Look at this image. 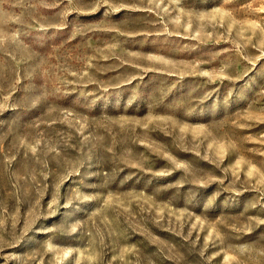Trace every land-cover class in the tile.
<instances>
[{"label":"rangeland","instance_id":"374dc122","mask_svg":"<svg viewBox=\"0 0 264 264\" xmlns=\"http://www.w3.org/2000/svg\"><path fill=\"white\" fill-rule=\"evenodd\" d=\"M0 264H264V0H0Z\"/></svg>","mask_w":264,"mask_h":264}]
</instances>
